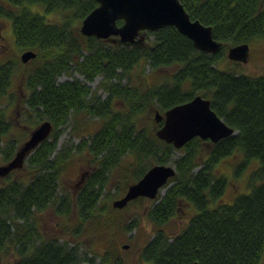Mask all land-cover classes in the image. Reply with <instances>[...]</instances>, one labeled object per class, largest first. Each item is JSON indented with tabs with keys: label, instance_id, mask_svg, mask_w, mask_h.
<instances>
[{
	"label": "trees",
	"instance_id": "16d2710c",
	"mask_svg": "<svg viewBox=\"0 0 264 264\" xmlns=\"http://www.w3.org/2000/svg\"><path fill=\"white\" fill-rule=\"evenodd\" d=\"M179 1L191 19L211 27L213 38L223 44L217 53L195 49L173 26L148 32L153 39L147 45L111 44L95 37L82 43L83 39L75 38L73 27L97 6L95 0H0V19L10 21L18 51L36 53L22 81L27 92L24 116L37 118L34 127L44 120L52 124L49 137L29 155L25 167L12 171L0 186V254L16 255L0 264H80L81 259L91 260L90 254L100 259L98 264H127L114 240L117 232H132L139 226L135 216L131 223L116 216L131 206L141 207L155 228L140 249L144 264L262 263L264 75L217 67L231 46L264 40L262 0ZM55 15L59 18H49ZM23 65L20 57L0 65V155L4 163L28 137L27 133L19 140L11 139L1 106L13 76L25 70ZM173 66L178 69L163 71ZM139 68L143 92L132 79L133 69ZM72 69L87 81L100 76L105 99L99 100L83 81H57ZM196 94L209 99L212 110L237 133L209 142L208 150L199 138L190 140L179 150L183 155L174 161L176 173L163 195L158 192L148 206L147 199L139 197L123 209L113 208L111 201L123 196L129 184L152 165L171 162L178 151L149 132V127L138 128L136 118L152 117L156 110L164 114ZM116 102L121 104L119 109ZM81 117L97 118L101 127L82 136L76 145L59 147L62 128L72 120V137ZM162 124H154L155 132ZM235 152L242 156L233 168L237 175L251 162L257 166L249 180L250 191L230 204L222 203L227 180L215 173V166ZM76 155H84L94 169L83 174L78 190L71 191L62 186L61 177ZM115 169L121 171L117 185L111 179ZM14 173L23 177L13 179ZM187 206L193 208V215L183 230L169 236L164 227ZM48 209L61 219L57 236L46 237L35 224V216Z\"/></svg>",
	"mask_w": 264,
	"mask_h": 264
},
{
	"label": "water",
	"instance_id": "95a60500",
	"mask_svg": "<svg viewBox=\"0 0 264 264\" xmlns=\"http://www.w3.org/2000/svg\"><path fill=\"white\" fill-rule=\"evenodd\" d=\"M97 6L82 20L80 33L86 37H95L107 41H118L120 45L135 46L140 31L152 32L173 26L182 35L188 37L193 47L199 51L215 54L222 43L215 40L210 26L199 20L191 19L179 0H95ZM121 21L119 25L117 22ZM250 45L242 43L231 46L227 59L246 64L249 61ZM36 57L32 50L23 51L20 61L29 63ZM156 122L163 121L156 130L158 139L182 148L195 137L208 139L212 143L234 136L237 132L227 125L211 108L209 99L196 94L191 100L175 105L164 114L154 112ZM52 131V124L44 120L31 130L16 150L13 158L0 165V179L12 171L25 167L26 159L46 140ZM176 171L170 164H154L136 182L128 185L126 192L112 202V207L123 209L129 202L145 197L156 199ZM126 248V245L123 246Z\"/></svg>",
	"mask_w": 264,
	"mask_h": 264
},
{
	"label": "rangeland",
	"instance_id": "374dc122",
	"mask_svg": "<svg viewBox=\"0 0 264 264\" xmlns=\"http://www.w3.org/2000/svg\"><path fill=\"white\" fill-rule=\"evenodd\" d=\"M262 8H264V0H262ZM36 10V9H35ZM51 19L59 18V15L51 16L49 17ZM82 23V22H81ZM81 25V24H80ZM80 25L75 23L73 27V34L77 40H82V43L87 40V38L83 34L80 33ZM153 39V36L148 34L146 31H140L138 37L136 38L137 44H149L150 40ZM102 40V39H101ZM105 43H111V44H120L118 41L112 42L103 40ZM223 45V44H222ZM23 52V51H22ZM22 52H19L16 48L14 38L12 35L11 30V23L10 21L6 19H0V65H4L7 61L14 60L15 58L19 59ZM31 61V60H30ZM27 63L23 65V69L19 71V73H16L13 76L12 79V85L7 90V95L5 96L3 100V116L5 117L4 120H6L10 126V136L12 140H19L23 134L29 135L31 130L34 127L33 123H36L37 118L34 116L31 117H25V106H24V100L26 98V91L23 89L24 84V75L25 72L32 68V64ZM217 67L222 70H228L236 72L237 74H246L250 76H260L264 75V40L263 39H256L253 43L250 44V56L249 61L246 64L239 63L237 66L234 63H231L227 58L222 60L217 64ZM178 67H169L168 69L165 68L163 71L166 73L174 72ZM141 68L139 69H133L132 71V79L133 83L137 84L140 91L143 92L145 90V87L143 85L142 79L140 77ZM77 79L79 81H83L88 85L92 92H96V95L99 97V100L105 99L107 96V93L104 91V89L99 88V81L101 80L100 76H97L93 81H87L84 79L83 75H81L78 71L75 69H72L70 74L64 73L61 76L58 77V82H64ZM119 102V101H117ZM114 104L116 109H119L121 104ZM156 121L154 120V112L152 117L149 116H140L136 118V124L138 128H144L149 127V132H154V135L156 136V132L154 130V124ZM73 126V121L70 120L69 123L64 126L63 132L59 138V147L63 143H68V145H76L81 140L82 136H88L93 134L95 131H97L101 127V121L97 118L92 117H81L77 130L72 134L71 137L70 131L71 127ZM157 137V136H156ZM200 139V138H199ZM202 141V145L207 148V150L210 148V143H212L208 139H200ZM208 142V143H207ZM213 144V143H212ZM178 151H175L172 155V160L168 164H171L174 166V161L180 158L183 155V152H180V148L176 149ZM203 155H205V152H202ZM242 160V156L239 152H235L233 155H230L224 159H222L216 166H215V173L225 177L227 180V187L224 191V194L219 202L222 203H232L233 200L242 195L246 194L250 191L249 186V180L256 169V163L251 162L245 167L242 168L241 172L237 171L234 173V167L235 165L239 164ZM2 157L0 155V165L3 164ZM91 169H94V165L89 163L87 161V158L84 155H76L72 158L68 169L61 177V184L63 187H65L68 190L73 191L78 190L82 183L80 184L81 180H83V174H89L91 172ZM199 167L196 169L198 170ZM120 170L115 169L113 172V175H111V179L113 184L117 185L118 178L120 175ZM22 178L23 174H13L11 178ZM28 178L25 177V180ZM5 182V179H0V186H2ZM172 184V182L170 183ZM166 188L162 189L160 191L161 195L165 193ZM114 191L111 192L109 197L113 194ZM119 198V197H118ZM114 198L111 201V204L114 200L118 199ZM147 199V198H146ZM152 199H147V202H145V205H149L150 201ZM131 206V205H130ZM194 210L190 207H185L184 212L179 216L171 220L167 226L164 228L166 229V232L169 236H173L177 233H179L183 228L186 226L189 218L193 215ZM116 215V214H115ZM117 218H121L118 220L124 219L125 222L131 223L133 221L134 216L137 218L139 226L136 228V230H133L132 232L124 233V232H117L115 234V242L117 244V247L120 249V254L127 264H144L140 258L139 253L142 246L145 245V243L151 239V237L154 234L155 228L151 223H149L146 219L145 213L142 212L141 207L137 206H131L129 209L125 210L124 212H117ZM74 220V219H73ZM36 225H38V228L42 234L47 236H57L61 233L60 230V224L61 219L54 213L52 209H48L45 212L35 216ZM73 222L69 223L68 226H72ZM74 231V228H73ZM126 245V248H123V246ZM88 249H92V253L95 255H99L97 252V248H92L91 246ZM16 258V255L12 252L8 254H0V260L2 261H12ZM88 258L91 260H82L80 264H98L99 258L93 257L88 255ZM262 263L264 264V254L262 257Z\"/></svg>",
	"mask_w": 264,
	"mask_h": 264
}]
</instances>
